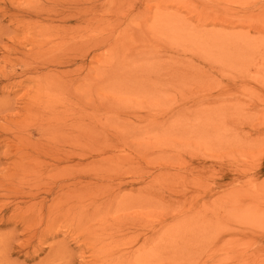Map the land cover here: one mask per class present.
<instances>
[{
	"label": "rangeland",
	"instance_id": "1",
	"mask_svg": "<svg viewBox=\"0 0 264 264\" xmlns=\"http://www.w3.org/2000/svg\"><path fill=\"white\" fill-rule=\"evenodd\" d=\"M0 264H264V0H0Z\"/></svg>",
	"mask_w": 264,
	"mask_h": 264
}]
</instances>
